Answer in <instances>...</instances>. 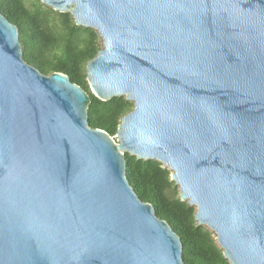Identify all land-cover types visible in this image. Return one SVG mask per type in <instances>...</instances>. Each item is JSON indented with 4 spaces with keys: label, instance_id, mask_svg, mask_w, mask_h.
<instances>
[{
    "label": "water",
    "instance_id": "95a60500",
    "mask_svg": "<svg viewBox=\"0 0 264 264\" xmlns=\"http://www.w3.org/2000/svg\"><path fill=\"white\" fill-rule=\"evenodd\" d=\"M40 1L97 33L89 90L133 108L117 148L0 12V264H184L124 153L170 171L229 264H264V0Z\"/></svg>",
    "mask_w": 264,
    "mask_h": 264
},
{
    "label": "trees",
    "instance_id": "16d2710c",
    "mask_svg": "<svg viewBox=\"0 0 264 264\" xmlns=\"http://www.w3.org/2000/svg\"><path fill=\"white\" fill-rule=\"evenodd\" d=\"M1 14L18 32L23 60L44 75L64 74L88 95V125L113 137L120 119L132 110L124 97L100 100L89 90L85 67L101 48L97 33L75 25L70 13L57 12L40 0H0ZM125 176L138 198L178 236L184 264H229L214 234L194 220L195 208L179 198L170 171L154 160L124 153Z\"/></svg>",
    "mask_w": 264,
    "mask_h": 264
},
{
    "label": "rangeland",
    "instance_id": "374dc122",
    "mask_svg": "<svg viewBox=\"0 0 264 264\" xmlns=\"http://www.w3.org/2000/svg\"><path fill=\"white\" fill-rule=\"evenodd\" d=\"M42 3V2H41ZM43 4V3H42ZM44 5V4H43ZM46 6V5H45ZM112 142H113V145L115 146V147H117V148H119L118 147V145H119V142H118V139L116 138V136H113V138H112ZM120 153H123V151L122 152H120ZM176 186V185H175ZM177 187V186H176Z\"/></svg>",
    "mask_w": 264,
    "mask_h": 264
},
{
    "label": "built area",
    "instance_id": "2783aa9c",
    "mask_svg": "<svg viewBox=\"0 0 264 264\" xmlns=\"http://www.w3.org/2000/svg\"><path fill=\"white\" fill-rule=\"evenodd\" d=\"M111 138H113V137H111Z\"/></svg>",
    "mask_w": 264,
    "mask_h": 264
}]
</instances>
